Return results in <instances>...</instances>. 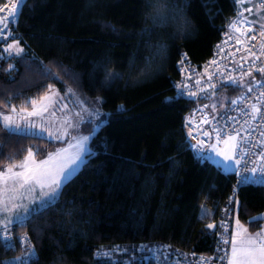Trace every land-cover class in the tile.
<instances>
[{"label":"trees","instance_id":"trees-1","mask_svg":"<svg viewBox=\"0 0 264 264\" xmlns=\"http://www.w3.org/2000/svg\"><path fill=\"white\" fill-rule=\"evenodd\" d=\"M8 3L0 0V7ZM166 3L170 18L164 25L149 19L152 0H26L20 9L11 29L24 55L59 73L54 87L61 93L72 89L90 98L100 95L106 102L102 110L111 115L91 140V158L64 185L59 202L25 227L11 226L12 248L0 238V264L26 255L18 239L24 235L31 237L38 255L27 264H153L140 249L156 244L211 255L219 228L208 230L206 225L221 220L229 206L238 205L237 216L252 232L262 228L264 184L242 186L235 195V173L202 161L187 147L186 119L208 100H177L173 88L182 54L200 69L206 65L237 4ZM180 9L192 25L183 36L178 20L171 19L173 10ZM162 45L167 46L164 56L158 51ZM3 46L0 42V53ZM10 63L15 71L0 58V107L7 109L10 102L19 108L53 83L29 60L14 58ZM97 65H106L119 78L102 83ZM240 89L229 87L226 92ZM120 105L123 111H117ZM57 147L45 138L9 135L0 127V170L10 158L22 159L28 148L44 158ZM233 199L239 203L233 205ZM202 204L213 211V219H200ZM97 251L109 256L98 258Z\"/></svg>","mask_w":264,"mask_h":264},{"label":"snow or ice","instance_id":"snow-or-ice-1","mask_svg":"<svg viewBox=\"0 0 264 264\" xmlns=\"http://www.w3.org/2000/svg\"><path fill=\"white\" fill-rule=\"evenodd\" d=\"M236 4H245L247 0H234ZM26 0H10L9 4L0 7V13L6 11V15H0V40L7 41L3 46V53H0V58L8 62V70L15 71V65L10 61L14 58H23L35 64L37 71L45 78L51 79L53 83L45 86V90L39 97L29 98L22 103L19 108L15 104L7 103V113L0 111V127L6 130L9 135L17 136H33V129L40 128V137L47 133L48 138L67 142V147L59 148L54 153H47L46 158L37 159V152L28 148L26 154L19 161L11 160L8 166L0 170V238L4 240L6 248H12L10 242L9 225L13 222L20 227H25L27 222L41 213L46 212L55 203H58L63 195V187L65 182H68L73 177V174L81 164L87 159L91 158L88 145L92 135L96 134L97 129L101 124L105 123L106 117L111 113L102 111L105 100L97 95L94 101L86 99L80 100V111L76 112V117L80 118V122H84V114L87 116V123L90 125L89 134L83 135L79 133L76 122L70 118L65 117L62 121L57 120L59 107L60 111L66 105L59 104L60 93L54 87L55 82H60L61 77L59 73L53 68L45 65L43 61H39L36 57H27L24 55L25 49L21 46V41L17 38L6 23L8 18L15 19L19 9L23 7ZM152 11L149 19L153 23L164 25L169 21V8L166 0H152ZM259 9H264V0H260ZM171 16L173 21L178 20L177 30L181 36L189 33L191 30V21L187 20L183 15V9L175 12ZM245 12L251 13V7H245L237 12L239 17L233 20L228 27L236 34L234 44L236 45L233 52L227 54L231 58L232 63L237 60L242 61L239 64V76L237 77L235 69L225 68L224 72L220 71V66L217 60L209 61L211 65H217L214 73L208 72V65L204 66V71L197 74L195 70H189L184 66L185 61L181 59L179 62V70L185 74V79L179 83H174L173 88L177 92V100L187 98L189 102L200 103L201 101L212 100L211 104L204 103L203 108L197 111L203 112L204 109L211 108L212 113L217 110V105L223 106L225 101H217L216 89L217 83L213 80V75L218 80L224 81L225 85L234 88H244L246 93L253 92V84L257 89H260L259 94L254 97L255 103H247L246 109H241V115L244 117L243 136L240 128L236 127L237 117L230 116L228 113H223V123L221 118L213 115L211 118L207 114L204 115L202 121L194 123L191 119H186L185 127L187 131L186 145L189 149L195 148L197 153H204L207 150L208 156L214 153L215 156L220 157L226 170H230L238 177L237 185L245 184H264V151L258 154L259 163L257 159L250 155L251 148H256L258 145L264 149V130L260 131V140L252 142L250 136V129L252 124L258 120L264 121V82L256 83V77H253V71L259 73L264 77V16H260L262 21L259 23L256 30L249 35V30L252 29L256 22L245 18ZM260 39L257 47L252 43ZM227 42V41H226ZM219 47V46H218ZM159 54L164 56L167 51V46L162 45L158 49ZM3 54H7L4 56ZM183 55V54H182ZM251 59L254 61L250 63L247 68L244 67L243 61ZM260 62V63H255ZM57 67H63L59 65ZM96 69H102L103 81L107 84L109 81L119 78V74L113 75L106 65H97ZM94 69V72L95 70ZM227 73V75L225 74ZM207 79L203 80L202 77ZM252 77L248 84L243 83V78ZM77 79L76 77H72ZM195 87H194V86ZM66 92L73 96L76 94L71 89H65ZM246 100V95L242 93L239 97L231 99V106H239L242 101ZM166 102H173L171 100ZM123 106L120 105L117 111H123ZM33 118L38 119L41 123L37 124ZM25 122L24 127H20V122ZM231 121V123H229ZM202 124L210 126V129L201 127ZM66 138H70L66 141ZM206 138V139H205ZM195 140V145L190 141ZM208 156H201V159H206ZM247 158V159H246ZM242 172L249 173L242 175ZM259 177L256 178V174ZM236 189L234 188V194ZM25 201L27 203H25ZM231 203V201H230ZM235 203H239L236 201ZM31 205V207L29 206ZM17 209H21L13 219L12 214ZM227 212V209L225 210ZM70 215V214H69ZM209 212L201 205V216L203 220L207 218ZM256 221H250V223ZM220 229L224 230V234L218 240L216 251L220 255L205 260L201 257L198 264H264V229L250 234L248 228L241 223L239 217L235 218L234 230L229 232L228 225L222 220ZM208 230H216L215 223H208L206 225ZM214 234V233H213ZM21 244H27L25 249L28 259H38L35 245L31 243L30 236L19 237ZM227 246V247H220ZM119 250V249H117ZM152 251L151 249H148ZM127 251V249H124ZM165 249L161 248L158 252L163 255ZM95 255L99 258L101 256L108 257V252L97 251ZM167 259V256L164 257ZM5 264H27L23 257H17L13 262H5Z\"/></svg>","mask_w":264,"mask_h":264},{"label":"built area","instance_id":"built-area-1","mask_svg":"<svg viewBox=\"0 0 264 264\" xmlns=\"http://www.w3.org/2000/svg\"><path fill=\"white\" fill-rule=\"evenodd\" d=\"M237 12L238 11H236V14H235V17L233 18V20H236V19L239 18L237 16ZM0 15H6V11L4 13H0ZM16 19H17V17L15 19H13V18L9 19L8 18L6 23L11 22V21L13 23H15ZM233 20H231V22ZM228 25L226 26L225 32L223 34V38L219 42V44L217 45L215 53H214V55H213V57H212V59L210 61H212L213 59L217 60L218 63H219L221 72H224L225 68H227V69H235L236 71H235L234 74L238 77L239 76V64L242 63V61L237 60L236 63H232L231 58L227 54L228 52H233L235 47H236V45L234 44V41L236 39V34L234 32H232V30L228 27ZM256 27L257 26L255 25L252 29L249 30V35H251L252 32H254L256 30ZM252 43L256 44L257 47H258V45L260 43V39L258 38L257 41H254ZM181 59H184V61H185L184 66L188 67L190 71L191 70H195V72L198 75L203 73L205 65L201 69L196 67L195 65H193L189 61V59H188V57H187V55L185 53L181 56L180 61H181ZM262 61H264V57H262ZM253 62L254 61H252L251 59H247V60L243 61L244 67L247 68L248 65L250 63H253ZM255 63H260V62H255ZM206 65H208V72L209 73H214V69L217 67V65H211V64H209V62ZM179 68H180V64H179ZM179 73H180V78L175 83H179L180 81L185 79V74L182 73L180 70H179ZM225 74L227 75V73H225ZM253 77H256V83L264 82V77H261V75L259 73H256L255 71H253ZM202 79L206 80L207 77L204 76V77H202ZM247 79H252V77L245 76L243 78V81H246ZM213 80L217 83L216 91L218 89H221V88L232 87L230 85L226 86L225 82L218 80L215 75H213ZM252 86H253V92L252 93H246V91L243 92L246 95V100L245 101H242L239 106H231L230 105L223 112V113H228V115H230V116L237 117L236 127L241 129L242 136H243V128L246 127V126L243 125L244 117L241 115V109H246L247 103H255L256 101H255L254 97L256 95H258L259 91H260V89H257L255 87V84H253ZM176 97H177V92H176ZM184 99H187V98H184ZM262 111H264V107H262ZM222 114L220 116H218L219 118H221V123H223V119H224ZM229 123H231V121H229ZM203 128L210 129V126H206V127H203ZM185 129H186V131H188V129L186 127H185ZM262 130H264V121L258 120L256 123L252 124L251 129L249 130L252 142L255 143V142H257V141H259L261 139L260 136H259V133ZM190 143L195 145V140H191ZM192 150H193L194 154L197 157H199V158L201 156H207L205 152L198 154L195 148H192ZM259 150H260L259 145L256 148H251V150H250V155L256 154V155L253 156V158L257 159V163H258ZM201 160L202 161H206V160L209 161V158L201 159ZM241 174L242 175H248L249 173L242 172ZM258 177H259V173L256 174V178H258ZM237 180H238V177L236 176V181ZM247 185H257V184H245V185H239V186L236 185L235 195H237L239 189L242 186H247ZM232 201L234 202L233 203V205H234L235 204V199H233ZM235 214H236L235 206H229L227 208V212H225V214H224V217L216 223L217 227L219 228V225H220L221 221L223 220L224 223L228 225L229 232L233 231L234 230L233 220H234ZM8 234L11 237V241L10 242L13 243V239H14L13 233L11 231H9ZM223 234H224V230L219 228V238ZM24 236H26V235H24ZM20 237H23V236H20ZM2 241L4 242L3 239H2ZM22 245H23L24 248L28 247L27 244H22ZM220 247H227V246H220ZM161 248L166 250L163 255H161L158 252V250L161 249ZM148 249H151L152 251H149ZM140 251L144 253L143 254L144 259L146 261L152 262L153 264H198V261H199V259L201 257H203L205 260H208L210 258L216 257V256L221 254V253H218L217 251H215L214 254H211V255H199V254H191V253H181V252H178L177 250H174L170 245H166V244L142 245ZM165 256H167V259L164 258ZM17 257H23V258L26 259L27 262L29 261V259L27 258V253H26V255H21V256H17ZM16 258L13 259L10 262L15 261ZM213 264H216V262L213 261Z\"/></svg>","mask_w":264,"mask_h":264},{"label":"rangeland","instance_id":"rangeland-1","mask_svg":"<svg viewBox=\"0 0 264 264\" xmlns=\"http://www.w3.org/2000/svg\"><path fill=\"white\" fill-rule=\"evenodd\" d=\"M253 1H254V0H247L246 4H247V3H253ZM12 2H14V0H12ZM258 2H260V0H259ZM8 4H9V6H10V0H9V3H8ZM237 5H238V4H237ZM239 5H240V4H239ZM249 5H250V4H249ZM245 7H246V6H245ZM245 7H244V8H245ZM238 9H239V11H240V8H238ZM19 11H20V9H19ZM19 11H18V13H19ZM247 13H248V12H247ZM17 16H18V14H17ZM9 19H10V18H9ZM8 24H9V28H10V30L12 31L11 27H12V24H14V23L11 21V22H8ZM0 42H4V45L7 43V41H3V40H0ZM6 55H7V54H6ZM55 89H57V88H55ZM57 90H58V89H57ZM71 90H72V89H71ZM58 91H59V90H58ZM72 92H74L76 95L73 96L71 93H68V92L61 93V92L59 91V93H60V97L58 98V99H59V104H61V105H66V107H64L62 111H60L59 107L57 108V111H58L57 120H58V121H62L65 117H68V118H70L72 121L76 122V125H77V128H78L80 134L88 135V134H89V127H90V125L87 123V116H86V114H84V122H80V118H79V117H76L75 113L81 110V109H80V105H79V101H80V100L86 99V100H89V101H94L95 98H90V97H87V96H84V95H80V94L76 93L74 90H72ZM219 92H220V91H219ZM219 92H217L216 95H217V94H220ZM225 98H227V97H226V96H221V97H219V98H215V99H216L217 101H221V102H223V101L225 100ZM212 102H213L212 100H208L206 103L211 104ZM220 108L222 109L221 104H218V105H217V110H219ZM217 110H216V111H217ZM0 111H4L5 113H7V109H6V108H3V107H0ZM102 111H103V110H102ZM205 114H207V115L209 116V118H211V117L213 116V114H215V113H212L211 108H207V109H204L203 112L198 111V112L196 113V115H195V118H192L191 120H192L194 123L200 122V121L203 120ZM33 119L35 120V122H36L37 124L41 123L38 119H36V118H33ZM104 119H105V118H104ZM105 120H106V119H105ZM24 124H25V122L21 121V122H20V127L23 128V127H24ZM102 125H103V124H101V126H102ZM203 125H205V124H202L201 126H203ZM101 126H100V127H101ZM98 129H99V128H98ZM98 129H97V131H98ZM32 131H33V133H34L33 136H35V137H40V135H39V133H40V128H39V127H37L36 129H33ZM94 135H95V134H94ZM94 135H92V138H93ZM43 138H45V139H47V140H49V141H51V142H54V143L58 146L56 149L52 150L50 153H54V152H56L59 148H65V147H67V142H63V143H62V142L59 141V140L52 139V138H48L47 133H44V134H43ZM92 138L90 139V141H89V145H88L89 152H90V143H91ZM69 139H70V138H66V141L69 140ZM34 152H35V151H34ZM44 158H46V156H45ZM44 158H38V157H37L38 160H40V159H44ZM210 159H211V163H212V164H214V165L217 166V167H222V168H223V171H224L225 173H233V172H231L230 170H226V169H225V166H224L225 162H223V161L221 160L220 157L215 156L214 153H212V155H210ZM86 161H87V160H86ZM86 161H84V162L81 164L80 168H78V169L76 170V172L73 174V177L76 176V174H77V173L83 168V166H84V164L86 163ZM73 177H72V178H73ZM72 178H71V179H72ZM68 182H69V181H68ZM68 182H65V184H67ZM25 203H27V202L25 201ZM29 206L31 207V205H29ZM203 207H204V206H203ZM204 208L207 209L208 212H209L208 217L212 216L213 211H212L210 208H208V207H204ZM20 212H21V209H17L16 212H14V213L12 214L13 219H14L15 216H16L18 213H20ZM200 216H201V212H200ZM261 217H264V214H262ZM13 223H14V222H13ZM13 223H12V224H13ZM10 225H11V224H10ZM245 227H246V226H245ZM113 254H114V252H113Z\"/></svg>","mask_w":264,"mask_h":264},{"label":"crops","instance_id":"crops-1","mask_svg":"<svg viewBox=\"0 0 264 264\" xmlns=\"http://www.w3.org/2000/svg\"><path fill=\"white\" fill-rule=\"evenodd\" d=\"M259 0H254L253 1V3H245V4H238L237 5V11H239V9L238 8H240V10H242L245 6L246 7H251L252 8V12L251 13H247V12H245V18H247V19H249V20H251V21H255L256 22V26L258 27V25H259V23H261L262 21L259 19V17L260 16H264V9H259L258 8V5H259V3L260 2H258ZM250 4V5H249ZM243 83L244 84H247V83H245V81H243ZM226 90H227V88H221V89H219L218 91H216V93L217 92H219L220 94H217L216 95V97L215 98H219V97H221V96H226L227 97V102H224L223 103V106H221L222 107V109L220 108L219 110H217L216 112H215V114H213V115H215L216 117H218V116H220L227 108H228V106L230 105V100L231 99H234V98H237L239 95H241L243 92H245L246 90L244 89V88H241L240 90H238V91H236V92H234V93H229V92H226ZM242 91V92H241ZM237 92H241V94H237ZM238 95V96H237ZM225 101V100H224ZM198 112V111H197ZM196 112V113H197ZM196 113L193 115V117L192 118H195V115H196ZM206 126H209V125H203V126H201V127H206ZM261 151H264V149H261L260 148V150H259V153L261 152ZM205 153H206V155L208 156V153H207V150L205 151ZM210 155H212V154H210ZM208 158H209V160H210V162H211V159H210V156H208ZM258 163H259V160H258ZM218 168H220L222 171H223V168L222 167H218ZM224 172V171H223ZM235 204H237V203H235ZM235 209H236V214H235V217H234V220H233V226L235 227V218L237 217V213H238V205L237 206H235ZM213 216H214V213L212 214V216H210V218L211 219H213ZM260 219H263L264 220V217H260ZM15 224H17V223H13V224H11V225H9V228L11 227V226H13V225H15ZM248 228V227H247ZM262 229H264V223H263V225H262V228L260 229V230H262ZM259 230V231H260ZM248 231H249V233L250 234H254L255 232H252L249 228H248ZM257 232V231H256Z\"/></svg>","mask_w":264,"mask_h":264}]
</instances>
